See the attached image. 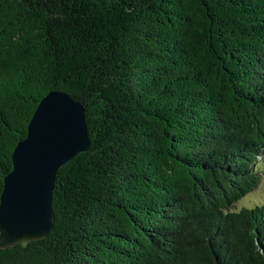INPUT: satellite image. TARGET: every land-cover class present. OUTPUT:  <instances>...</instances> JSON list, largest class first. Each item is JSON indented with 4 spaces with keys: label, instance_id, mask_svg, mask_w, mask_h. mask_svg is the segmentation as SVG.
Wrapping results in <instances>:
<instances>
[{
    "label": "trees",
    "instance_id": "1",
    "mask_svg": "<svg viewBox=\"0 0 264 264\" xmlns=\"http://www.w3.org/2000/svg\"><path fill=\"white\" fill-rule=\"evenodd\" d=\"M50 89L84 106L43 238L0 264H264V0H0V192Z\"/></svg>",
    "mask_w": 264,
    "mask_h": 264
},
{
    "label": "water",
    "instance_id": "2",
    "mask_svg": "<svg viewBox=\"0 0 264 264\" xmlns=\"http://www.w3.org/2000/svg\"><path fill=\"white\" fill-rule=\"evenodd\" d=\"M84 106L72 94L48 90L11 152L0 192V248L45 237L54 222L52 189L57 170L87 150Z\"/></svg>",
    "mask_w": 264,
    "mask_h": 264
},
{
    "label": "rangeland",
    "instance_id": "3",
    "mask_svg": "<svg viewBox=\"0 0 264 264\" xmlns=\"http://www.w3.org/2000/svg\"><path fill=\"white\" fill-rule=\"evenodd\" d=\"M257 170L260 176L258 184L250 192L234 202V204L230 206V210H237L240 207H251L255 204L264 203V158L263 161L257 165Z\"/></svg>",
    "mask_w": 264,
    "mask_h": 264
}]
</instances>
